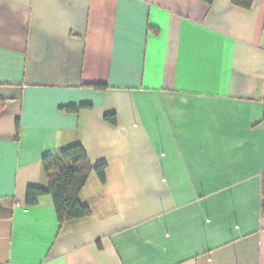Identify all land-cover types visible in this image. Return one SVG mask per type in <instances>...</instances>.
<instances>
[{"label":"crops","instance_id":"0c3cea01","mask_svg":"<svg viewBox=\"0 0 264 264\" xmlns=\"http://www.w3.org/2000/svg\"><path fill=\"white\" fill-rule=\"evenodd\" d=\"M0 0V264H264V0ZM114 116L116 123L106 119ZM81 145L87 217L46 156Z\"/></svg>","mask_w":264,"mask_h":264},{"label":"trees","instance_id":"16d2710c","mask_svg":"<svg viewBox=\"0 0 264 264\" xmlns=\"http://www.w3.org/2000/svg\"><path fill=\"white\" fill-rule=\"evenodd\" d=\"M214 0H210L212 3ZM235 5L246 9L252 7V0H233ZM4 108V101L0 100V112ZM106 119L116 123L114 116ZM45 174L49 180L47 188L30 187L27 194V204L35 206L43 196H51L61 226L66 222L87 217L91 210L79 201L80 193L85 188L91 174L96 172L102 182H105V165L93 167L81 145H74L43 159ZM264 182V181H263ZM264 210V183L263 204ZM12 210L0 204V219L10 218Z\"/></svg>","mask_w":264,"mask_h":264}]
</instances>
